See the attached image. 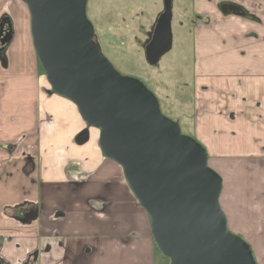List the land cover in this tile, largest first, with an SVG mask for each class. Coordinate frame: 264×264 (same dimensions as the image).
Returning <instances> with one entry per match:
<instances>
[{
    "label": "crops",
    "instance_id": "0c3cea01",
    "mask_svg": "<svg viewBox=\"0 0 264 264\" xmlns=\"http://www.w3.org/2000/svg\"><path fill=\"white\" fill-rule=\"evenodd\" d=\"M193 2L202 8L198 31L264 40V0ZM226 4L244 14L218 12ZM0 27L11 32L0 47V264H156L150 219L121 167L103 156L99 132L75 143L86 125L72 103L51 93L22 0H0ZM258 106L263 120L264 101ZM234 120L259 122L235 111ZM259 254L264 262V244Z\"/></svg>",
    "mask_w": 264,
    "mask_h": 264
},
{
    "label": "water",
    "instance_id": "95a60500",
    "mask_svg": "<svg viewBox=\"0 0 264 264\" xmlns=\"http://www.w3.org/2000/svg\"><path fill=\"white\" fill-rule=\"evenodd\" d=\"M32 47L53 95L72 103L86 125L75 138L99 132L103 156L119 165L132 195L150 219L157 251L168 264H257L249 244L232 234L220 207L221 177L205 149L165 117L155 95L116 71L94 41L88 0H22ZM173 0H162L143 45L157 67L172 48ZM11 32H0V46Z\"/></svg>",
    "mask_w": 264,
    "mask_h": 264
},
{
    "label": "rangeland",
    "instance_id": "374dc122",
    "mask_svg": "<svg viewBox=\"0 0 264 264\" xmlns=\"http://www.w3.org/2000/svg\"><path fill=\"white\" fill-rule=\"evenodd\" d=\"M161 9L162 0H88L86 17L113 68L141 81L161 113L205 149L208 166L222 178L219 204L229 231L251 243L257 264H264V115L260 120L258 106L264 101V40L198 31L200 3L173 0L172 48L150 67L142 47ZM234 111L259 122L235 121ZM162 261L168 264L157 252L156 264Z\"/></svg>",
    "mask_w": 264,
    "mask_h": 264
},
{
    "label": "flooded vegetation",
    "instance_id": "af4514ba",
    "mask_svg": "<svg viewBox=\"0 0 264 264\" xmlns=\"http://www.w3.org/2000/svg\"><path fill=\"white\" fill-rule=\"evenodd\" d=\"M221 12L224 14V13H227V12H229L230 14H233V15H237V16H241V15H243L244 14V12L240 9V8H237L236 6H234V5H231V4H226V5H223L222 7H221ZM161 11H162V9H161ZM161 11H160V13H161ZM159 13V14H160ZM158 14V15H159ZM158 17V16H157ZM198 18H199V16H198ZM197 18V19H198ZM156 21V20H155ZM172 22V21H171ZM154 24H155V22H154ZM154 24H153V26H154ZM152 26V27H153ZM152 30V29H151ZM151 30H150V33H151ZM3 32V35L6 33V32H8V31H6L3 27H0V32ZM10 32V31H9ZM150 33H149V35H150ZM149 35H148V38H147V40H146V42L149 40ZM145 42V43H146ZM144 43V44H145ZM5 46V45H4ZM3 46V47H4ZM1 47V46H0ZM143 50V49H142Z\"/></svg>",
    "mask_w": 264,
    "mask_h": 264
},
{
    "label": "trees",
    "instance_id": "16d2710c",
    "mask_svg": "<svg viewBox=\"0 0 264 264\" xmlns=\"http://www.w3.org/2000/svg\"><path fill=\"white\" fill-rule=\"evenodd\" d=\"M25 171H26V169H25Z\"/></svg>",
    "mask_w": 264,
    "mask_h": 264
}]
</instances>
